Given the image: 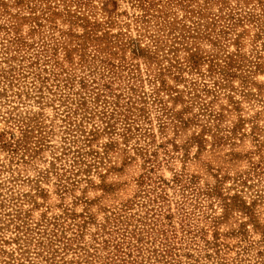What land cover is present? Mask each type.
<instances>
[{
  "label": "rangeland",
  "instance_id": "obj_1",
  "mask_svg": "<svg viewBox=\"0 0 264 264\" xmlns=\"http://www.w3.org/2000/svg\"><path fill=\"white\" fill-rule=\"evenodd\" d=\"M42 50L58 69L30 65ZM192 57L199 71L185 67ZM211 61L232 76L208 93L204 83L218 79ZM162 83L168 113L151 96ZM177 90L182 99L173 100ZM61 94L99 109L104 98L132 107L116 135L93 143L102 154L81 176L65 175L66 160H56L68 128ZM125 116L128 140L118 135ZM24 121L42 125L33 150L0 148V264L14 263L11 253L24 264H101L128 242L148 264L165 235L181 264L254 261L264 249V174L253 172L264 165V0H0V135L19 138ZM238 199L252 218L225 210Z\"/></svg>",
  "mask_w": 264,
  "mask_h": 264
},
{
  "label": "trees",
  "instance_id": "obj_2",
  "mask_svg": "<svg viewBox=\"0 0 264 264\" xmlns=\"http://www.w3.org/2000/svg\"><path fill=\"white\" fill-rule=\"evenodd\" d=\"M22 1V0H21ZM27 1H31V0H27ZM137 1L140 6L144 7L145 3L147 2V0H135ZM181 1H185L186 0H181ZM188 1V0H187ZM146 8V7H145ZM50 9V7H49ZM31 10L35 12L36 10V6H32ZM146 11V9H145ZM221 18V17H220ZM228 20L233 19V16H230V14L228 15ZM226 18V19H227ZM36 19V18H34ZM38 20V18H37ZM38 25V27L42 26V23L36 22ZM89 25V23H87ZM228 27V26H227ZM92 30H96L95 27H92ZM21 39H17V41H20ZM21 43L24 45V42L21 41ZM26 44V42H25ZM134 49V53L135 54H142L143 55V51L144 49L139 45H135ZM9 48H6L5 51H3V54L5 55V58L7 61L11 62L10 60L14 61L17 59V56L13 55L9 58V54L12 53V51H8ZM21 49H17L18 53ZM36 61H32L30 65L34 64V65H38L40 64V61H43V63L41 62L42 66L44 67L43 69H47L48 66H50L51 68H56L58 69V66L60 65V63L56 60L55 54H50L44 50H42L41 52H39L36 56ZM44 57V58H42ZM53 60V63H50V61ZM200 59L192 57L188 60V63L185 65V67L189 68V70H196L199 71L200 70ZM10 67L13 70H15L16 68L14 66H12V64H10ZM210 77L211 76H215L218 75V79H221V81H219L218 79H213V83L208 84V83H204L203 87H204V91H207L208 93H212V89L213 91L219 89V88H225V84L228 83L229 79L228 77L232 76L230 72L225 71L224 67L221 66L220 64H216L214 62L211 61L210 63ZM182 68L179 69V71H181ZM201 73V72H200ZM202 74H205L204 72H202ZM37 75V74H36ZM40 74L38 73L37 76H39ZM220 76V77H219ZM178 79L184 81L186 80V78L184 76H180ZM44 80H49L48 78H44ZM46 82V81H45ZM44 83V81H43ZM224 83V84H222ZM191 84L193 86H196L198 83L197 81H192ZM224 85V86H222ZM164 84H161V87L157 90H154V92L152 93L151 96H154V102H157L161 105V109H163L164 113H168L170 112V109L167 108V105L165 104L163 98L159 97L160 96V92L161 89H163ZM64 87H67L64 86ZM83 88H85V84L83 85ZM217 88V89H216ZM171 91H173L171 89ZM38 92H40L41 94H43V90L40 87ZM87 93V92H85ZM108 96V95H106ZM57 97V96H56ZM59 97V102L62 103V105L64 107H66L65 109V122L68 125V128L65 130L66 136L65 137V141L63 143V147H62V151L60 153V155L57 156L56 160H59L62 162V160H66V164L63 163L61 165H63V168H61L62 170H64L65 175L69 174V176H81L83 175L88 168H90V161L88 160L89 157H91L92 159L95 158H99L101 156V152L99 150H96L93 148V143L96 142L98 140V138L100 136H102V134L106 133V134H110V135H116L117 132V124L118 122L122 121V117L124 115H127L126 112L131 113L132 112V107L129 108V104H127L125 111L122 110V108L119 106L118 102H108L107 98H104V104L105 106L101 109H99L98 107H92V106H88V99L86 98V96H80V99H70L69 96H64V95H60ZM91 97V96H89ZM101 97V94L98 93L95 96V100H96V104H98L99 99ZM173 100H179L182 99V94L179 90H177V95L171 96ZM69 100H72V104L76 105L75 107L72 106H68L71 104L69 103ZM75 102V103H73ZM113 103V104H112ZM203 106H205L204 104H202ZM111 107V108H108ZM81 112V113H80ZM83 114V117L80 119L79 115ZM128 116H125V118H123V121L125 122L124 124H126V126L124 127V131L126 132L124 133H118V135H123V137H125L126 140H128L127 135L133 130V128L130 126V123L128 121ZM84 119H86L84 121ZM131 119V118H130ZM80 120V122H79ZM97 120V121H94ZM84 121V122H83ZM180 122H183V120H179ZM27 124V129H25L23 131L22 134H20L19 138H14V134L11 135L13 138H7L4 134L0 135V148H4L7 149L12 155H18L20 153H22V156L27 153L28 151H32L33 150V146L32 144L35 143L37 144L38 142L35 140H32L30 138H32V133L33 131H36V129L41 128L42 125L40 126L39 124H36L31 121H24ZM86 122H91L90 128L87 127V125H84ZM30 128V129H29ZM34 134V133H33ZM11 139V140H10ZM112 145V143L110 144ZM115 145V144H114ZM20 152V153H19ZM24 152V153H23ZM53 168H55V163H52ZM5 168H1V170H4ZM260 171L264 174V165H260V166H255L253 168V172L256 173L257 175H260ZM61 176V175H60ZM59 176V177H60ZM60 179H62V176L60 177ZM181 179L178 180V182H180ZM192 182L189 181V183H185L184 186H191ZM205 195H208V197H210L213 192L211 193H204ZM203 194V195H204ZM236 198H238L236 196ZM225 206V210L231 208L232 206L237 207V209H239L241 212L245 213L249 218L253 217V211L251 209V207L249 205H247V203L245 201L239 200L238 202L236 200H234L233 203H229V202H225L224 203ZM156 222H158V220H156ZM54 226H56V222L52 223ZM20 230V229H18ZM158 231V230H157ZM217 239V238H216ZM215 239V240H216ZM125 241H127L128 239L125 238ZM139 241H141L139 239ZM119 242V241H118ZM128 242V241H127ZM208 245L212 246V242L207 240ZM260 245L264 246V236L263 239L259 242ZM107 245H110L109 242L105 241V247L107 249ZM129 246V247H128ZM114 247V250L109 251L107 254V259L108 261L106 263H101V264H143V263H139L138 260L133 258V252L135 250L141 252L142 248H140L139 246H134V243H129L128 242V249L129 252H126L125 250L127 249V247H123L121 243L116 244ZM135 248V250H133V248ZM52 249H54V247H51ZM213 248V247H211ZM124 249V250H123ZM178 249L177 246L172 243L167 235H165V238H162L160 240V243H158V245L154 246V249L152 250L153 255H151L149 257V259H153L154 261H149L148 264H181V260L176 257H179L178 254H174L173 255V251L172 250H176ZM16 251H21V255H24V250L21 247V245L19 246V248ZM98 251L99 248H95L94 250V256L97 257V259H101V256L98 255ZM0 252L2 253V251L0 250ZM57 253V250L55 249V251ZM215 256L219 257L218 251H215ZM5 253V252H3ZM2 253V254H3ZM10 255V254H8ZM209 257L211 258H215L213 257V254H208ZM11 259L14 263L12 264H24V262L26 261V258H21V261L18 258L13 259V254L11 253ZM132 260L133 262H130L129 260ZM253 259V258H252ZM255 260H251V258H244V256L238 260L237 264H264V249L262 248L260 251L257 252L256 254V258H254ZM249 260V261H248ZM244 261H247L245 263H243Z\"/></svg>",
  "mask_w": 264,
  "mask_h": 264
}]
</instances>
